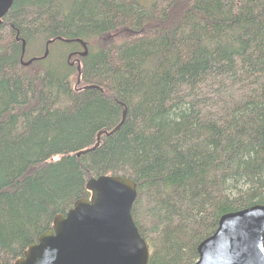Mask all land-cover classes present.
<instances>
[{"label": "trees", "instance_id": "1", "mask_svg": "<svg viewBox=\"0 0 264 264\" xmlns=\"http://www.w3.org/2000/svg\"><path fill=\"white\" fill-rule=\"evenodd\" d=\"M101 174L137 182L148 264H193L223 214L264 204V0H14L0 24V264Z\"/></svg>", "mask_w": 264, "mask_h": 264}, {"label": "water", "instance_id": "2", "mask_svg": "<svg viewBox=\"0 0 264 264\" xmlns=\"http://www.w3.org/2000/svg\"><path fill=\"white\" fill-rule=\"evenodd\" d=\"M14 0H0V24ZM71 53L86 56L88 49ZM23 42V51H25ZM48 54V49L44 57ZM30 59L23 62L28 65ZM77 62L80 83L81 61ZM85 88H100L87 85ZM102 90V89H101ZM101 130L93 147L77 152L80 157L99 146ZM90 197L78 199L66 214L54 218L53 227L29 245L14 264H148L150 247L136 225L132 209L137 199V182L122 174L90 176ZM193 264H264V204H254L223 214L216 230L197 246Z\"/></svg>", "mask_w": 264, "mask_h": 264}, {"label": "bare ground", "instance_id": "3", "mask_svg": "<svg viewBox=\"0 0 264 264\" xmlns=\"http://www.w3.org/2000/svg\"><path fill=\"white\" fill-rule=\"evenodd\" d=\"M138 192V191H137Z\"/></svg>", "mask_w": 264, "mask_h": 264}]
</instances>
